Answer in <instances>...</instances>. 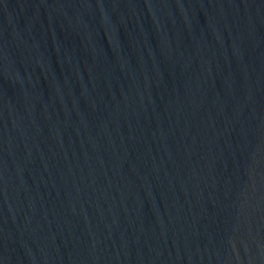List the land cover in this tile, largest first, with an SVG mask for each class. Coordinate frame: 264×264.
I'll return each instance as SVG.
<instances>
[{
	"label": "water",
	"instance_id": "water-1",
	"mask_svg": "<svg viewBox=\"0 0 264 264\" xmlns=\"http://www.w3.org/2000/svg\"><path fill=\"white\" fill-rule=\"evenodd\" d=\"M0 264H264V0H0Z\"/></svg>",
	"mask_w": 264,
	"mask_h": 264
}]
</instances>
